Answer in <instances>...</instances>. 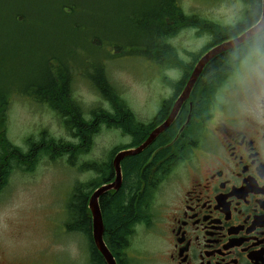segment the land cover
<instances>
[{"label":"flooded vegetation","instance_id":"af4514ba","mask_svg":"<svg viewBox=\"0 0 264 264\" xmlns=\"http://www.w3.org/2000/svg\"><path fill=\"white\" fill-rule=\"evenodd\" d=\"M226 1L229 6L237 7V19L232 18L225 25L235 24L257 5L262 13V0ZM263 33L259 39L251 38L248 43L225 52V61H232L234 66L228 67L224 82L208 100L202 102L208 97L210 87L203 81L197 82L171 125L146 148L152 146L148 154L139 156L144 149L122 161L124 182L125 161L129 158L127 191L135 227L118 257L112 252L118 264H264ZM236 35L229 34L225 40ZM187 81L176 96L175 81L168 82L173 92L169 98L162 99L154 114L152 108L139 113L132 107L133 99L121 92H111L97 97V106L87 117L74 99L72 84L67 94L69 107L63 114L47 102H38L61 119L64 128L68 129L67 123L79 119V131L72 130V134L81 151L72 155L70 162L68 156L71 165L76 164V157L85 158L93 153L96 138L112 134L119 141L110 144L106 160L80 163L83 172L94 173L92 181L91 178L88 183L82 182L84 190L87 184L103 182L93 187L85 205L95 247L93 215L88 206L90 196L98 187L115 179L116 154L140 146L169 117ZM159 84L163 86V81ZM195 103L197 108L193 113ZM116 115H121V120L125 118L128 130L117 124L113 117ZM83 119L92 120L93 126ZM166 132V138L160 139ZM46 147L40 142L31 148L40 155ZM117 147L121 149L113 152ZM136 159L143 160L138 171L134 165ZM107 163L112 169L104 171L102 165ZM135 176H139L137 188L132 185ZM79 234L85 237L91 250L88 235L84 231ZM148 237L160 244L155 256L145 246Z\"/></svg>","mask_w":264,"mask_h":264},{"label":"rangeland","instance_id":"374dc122","mask_svg":"<svg viewBox=\"0 0 264 264\" xmlns=\"http://www.w3.org/2000/svg\"><path fill=\"white\" fill-rule=\"evenodd\" d=\"M120 1L60 0L50 5L45 14L39 8V0H0V20L5 21L6 27L0 50V92L15 89L20 77L40 79L37 67L45 59L50 71L58 72L62 67L52 57L57 54L68 65L72 93L85 116L92 115L97 97H102L89 82L100 78L101 69L118 92L134 100V109L140 113L152 108V113H156L162 99L173 92L168 82L180 80L183 70L148 60L142 53L129 54L125 48L132 50L130 46H123L120 51L111 47L117 44L107 39L106 33L109 38L113 36L111 27L120 45L145 41L137 32L141 22L146 21L143 7L133 10L132 5L149 0H123L122 5ZM180 4L187 14L222 25L237 19V7L229 6L226 0H180ZM22 6L28 17L9 26L8 9L17 11ZM210 41L209 32L194 27L181 30L172 39L187 64ZM159 81H163V86ZM7 131L10 140L24 151L29 149V139L41 141L48 134L73 141L72 132L62 127L61 119L41 103L19 95L8 110ZM114 142L119 141L112 134L96 138L93 153L76 157L75 165L68 162V155L52 160L42 156L32 171L23 166L13 170L0 193V264H90L85 237L70 233L65 227L66 202L75 185L94 177L91 171L83 172L80 163L106 160ZM150 240L151 237L146 238L145 246L155 256L160 244L155 238L154 242Z\"/></svg>","mask_w":264,"mask_h":264},{"label":"trees","instance_id":"16d2710c","mask_svg":"<svg viewBox=\"0 0 264 264\" xmlns=\"http://www.w3.org/2000/svg\"><path fill=\"white\" fill-rule=\"evenodd\" d=\"M56 1L60 0H39V8H41L46 14L49 10L50 5H52ZM122 3L123 0L120 1L121 5ZM141 7H143L142 9L144 16L146 17V21H144L143 23L141 22V25L137 27V32L138 36L143 38L145 37V41L143 42V44L136 41L126 42L120 45V40L116 38V33L113 27L110 28L113 36L112 38H109L108 34L106 33L107 39L110 42L117 43L114 46H111L114 50L120 51L123 46H130L132 47V50H128L127 48H125V51H127L129 54L135 55L137 53H142L141 55L145 56L148 60L161 63V65L183 70V75L180 80L174 82V96H176L182 89L186 79L191 73L194 64L206 51H208L216 44L225 41L229 34L239 35L240 32L242 33L243 31H245L247 28H249L259 20L261 13V7L257 5L256 8L247 12L246 15L242 19H240V22H236L235 24L231 25H222L218 22L201 18L196 14H187L181 6L180 0H149L148 2L143 4L139 2L132 5L133 10H138ZM7 15L9 18H11L8 20V25L12 26L15 20L21 23V21H23L25 17H28L29 13H27L25 7L22 6L17 11H14L13 8H9L7 11ZM190 27H195L200 29L201 31L209 32L211 35V41L197 53H194L192 63L187 64L180 58L176 47L172 43V39L181 30ZM5 28V21L3 22L2 20H0V50L4 45V39L2 35ZM261 33L252 39H259ZM87 37L85 39H87ZM90 38H92L93 42L101 44L99 41L95 40V38ZM246 43H248V41ZM52 57L57 59L60 63V66L62 67V69L60 68L58 72H51L48 64L45 63V59L43 61V65L37 67V76H40V79H23L22 77H20L17 78L20 79V82L19 84H16L15 89H11L10 91L7 89L4 92H0V193L8 184L10 175L16 167L22 168L23 166L25 170L32 171L34 170L38 160L43 155L49 156L51 159H57L59 157L68 155L70 157V162L72 155L76 156L81 151L76 143L72 141L60 140L50 136L49 134L41 141L29 139V149L27 151H24L21 149V147L15 145L8 136V110L13 101V98L16 95L22 97H30L37 102H47L51 104L52 107L59 109L60 114H63V110L69 107L68 103L70 100L67 94L71 90V79L69 76L68 65L65 59L60 58L57 54H53ZM232 65L234 66V63L232 61H225V53L217 56L206 65L204 71L200 75V79H198L197 81H203L206 86L210 87L209 90H207L208 97L203 98L202 102H204V99L208 100L209 96L212 95V92L215 90V88L222 85V83L224 82L223 79H225V71H227L228 67L230 69ZM91 80L95 89L99 93L104 94L118 92L117 89H115L110 83L106 73L104 71L102 72V69L100 78H94ZM55 93L58 96H54L53 94ZM187 108L188 106H186V110ZM196 108L197 104L195 103L193 113H195ZM186 112L184 113V115L186 114ZM113 117L117 119L118 125L120 124L125 130H128L127 121H125V118L121 120V118H123L121 115H116ZM85 123L93 126L92 120L85 121ZM66 125L71 132L72 130H74L75 132L79 131V119L77 118H75L73 122L67 123ZM172 128L167 131H171ZM166 135L167 132L165 135L162 134L160 136V139L164 138ZM40 142H44L47 147L43 149V152L40 155H37L38 153H35V151L31 147H33L35 143L38 144ZM73 146L75 148H73ZM151 147L152 146H150V148ZM150 148L146 149L139 156L143 157L147 155L151 150ZM119 149H121V147L115 148L113 152H116ZM142 164L143 160H137L134 162L135 167L138 168L137 171L140 170ZM102 168L104 171H107L109 169L111 170L112 166L110 163H107L103 164ZM128 168L129 158L125 161V179L122 187L115 193H108V195L106 194L100 200L105 224V241L111 251L116 255V257H118L119 251L126 245L129 237L134 233L135 227L133 220H131V216L134 211L133 208L129 205L130 196L127 191L129 185L128 180L130 176V173H128ZM135 180H137L136 185ZM102 183L103 182H99L92 186H89V184H87L85 185V190L84 185H75L66 202L68 218L66 219L65 227L70 233H79V231H84L88 235L91 242L90 264H106V261L104 260L102 255L94 246L91 234V224L89 222L90 218L88 220L85 214L87 195L90 193L93 187H97ZM132 185L134 187L136 186V188L139 186V176L134 177V179L132 180Z\"/></svg>","mask_w":264,"mask_h":264},{"label":"water","instance_id":"95a60500","mask_svg":"<svg viewBox=\"0 0 264 264\" xmlns=\"http://www.w3.org/2000/svg\"><path fill=\"white\" fill-rule=\"evenodd\" d=\"M262 1V14L260 19L240 35L212 47L198 60L183 91L175 101L169 117L160 126L155 128L151 132L150 136L140 146L135 149L130 148L119 151L113 160V165L116 172L115 179L98 187L90 196L88 206L93 215V238L96 247L105 258L107 264H118V262L104 239L105 225L100 207V198L111 190L118 191L121 188L123 184L122 161L127 156H132L142 152L153 143L157 136H159L171 125L183 103L190 97L191 92L205 66L219 54L225 53L228 50L244 44L264 30V0Z\"/></svg>","mask_w":264,"mask_h":264}]
</instances>
